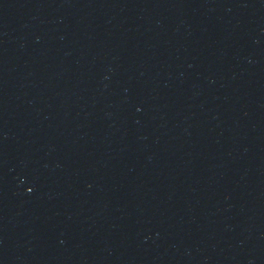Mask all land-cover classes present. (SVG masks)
<instances>
[{"label":"water","instance_id":"obj_1","mask_svg":"<svg viewBox=\"0 0 264 264\" xmlns=\"http://www.w3.org/2000/svg\"><path fill=\"white\" fill-rule=\"evenodd\" d=\"M0 114L126 264H264V0H0Z\"/></svg>","mask_w":264,"mask_h":264}]
</instances>
